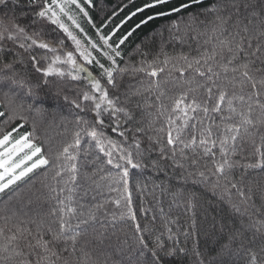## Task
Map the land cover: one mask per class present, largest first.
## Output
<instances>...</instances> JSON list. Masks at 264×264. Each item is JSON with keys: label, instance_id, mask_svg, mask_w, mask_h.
Returning <instances> with one entry per match:
<instances>
[{"label": "trees", "instance_id": "trees-1", "mask_svg": "<svg viewBox=\"0 0 264 264\" xmlns=\"http://www.w3.org/2000/svg\"><path fill=\"white\" fill-rule=\"evenodd\" d=\"M155 2L90 0L85 6L88 18L83 28L91 39L100 44L101 35L116 32L109 40L120 53L115 57L119 71H113L114 87L97 67H91L95 80L84 73L79 75L85 78L74 81L67 75L44 77L35 72L31 55L40 58L39 66L46 70L51 59L63 60L73 51V41L57 25L35 19L26 0L0 5V34L5 37L0 40V83L15 77L0 87V110L5 113L0 117V139L7 133L15 138L30 135L49 160L47 167L0 194V264H36L43 252L31 245L57 235L60 240L50 245L59 256L56 264H136L141 235L137 223L149 247L160 238L166 248L184 250L164 264H248L249 253L261 264L264 235L256 228L264 221V169L248 165L260 162L255 148L264 145V88H252V82L232 69L248 65L253 81L264 79V3L250 0V7L249 0H171L147 7ZM177 8L182 10L174 11ZM253 9L255 17L250 14ZM133 12L137 15L124 23ZM17 26L56 51L20 49V42L30 41L7 39L17 35ZM130 31L133 34L118 46ZM238 48L242 51L234 58ZM54 67L77 74L70 65ZM148 71L159 74L152 77ZM92 81H99L130 119L106 109L97 117L93 102L82 99L84 94L99 98L91 91ZM221 93L232 101L234 112L227 104L220 112L212 111ZM181 97H187L185 106L194 101L207 113L189 111L185 126L183 111L174 110ZM238 113L247 114L255 127L244 125L247 131L223 148L229 153L225 157L219 141L230 138L228 127H241ZM99 119L103 125L96 123ZM93 129L140 165L132 169L113 153V161L129 171L127 185L118 180L124 168L109 164L100 145L85 134ZM172 129L180 134L175 148L166 142ZM78 131L79 147L70 149L76 159L61 157ZM209 131L210 142L216 141L211 155L201 146L184 147ZM225 159L231 166L217 173L216 165ZM125 186L134 221L119 219L127 211ZM61 221L70 232H60Z\"/></svg>", "mask_w": 264, "mask_h": 264}, {"label": "snow or ice", "instance_id": "snow-or-ice-1", "mask_svg": "<svg viewBox=\"0 0 264 264\" xmlns=\"http://www.w3.org/2000/svg\"><path fill=\"white\" fill-rule=\"evenodd\" d=\"M10 2V0H0V5L6 4ZM27 5L34 10L35 19L38 20H47L50 21L51 24L57 25L64 33H66L76 44L77 49L81 48V43L79 40L76 39L75 36L72 35V33L68 30L67 27H65L62 23H60V18L58 15L57 10L61 14L65 13V8L71 4L75 5L79 8V4H77L76 0H63V4L58 3V0H51L49 3L48 0H26ZM171 2V0H156L155 3H149L147 7L149 8H155L159 5H167ZM197 3H203V0H196ZM262 3H264V0H261ZM236 6L235 4L233 5ZM249 6L251 7V3L249 0ZM184 7H189V5H184ZM83 11V9H80ZM182 9L177 8L174 11L179 12ZM140 12L145 11L144 8H141L139 10ZM171 13H162V15H170ZM253 17H255V10L250 13ZM87 15V13H85ZM137 13L133 12L130 16L127 17V19L124 21V23H127L130 21L134 16H136ZM69 19H72V17H69ZM149 19H152L151 17ZM143 23H148L147 20L143 21ZM139 27V25H137ZM14 31L17 34L16 36L9 35L7 36L8 40L15 41L17 39V36L21 37L22 40L30 41V43L26 44L24 42H20L17 47L20 49H23L25 52H28L30 48L35 47L38 49L47 50L48 52H55L56 49L54 47H50L45 42H37L36 38L29 37L26 35L25 30L20 27H14ZM135 31V29H133ZM116 32L112 33V36H114ZM133 34L132 31L128 32L127 35H125L122 39L118 41V46L123 45L125 41ZM38 35V34H37ZM264 35V33H262ZM112 36H108L107 38L101 37L103 40V43L106 45L108 43V40L112 38ZM5 39V37L0 34V40ZM92 48L95 49L96 45L92 44ZM242 48H238L234 52V58L236 52H241ZM112 56H107L109 60L112 61L111 68L112 70H109L108 68H104L103 65H98L102 69V75L107 78V84L115 86V81L113 79V71H119L116 69V62L114 57H119L120 53L113 48L112 49ZM80 56L83 58L84 64H94V57L91 56L87 50L81 51ZM211 58V57H210ZM186 59V58H185ZM30 60L33 63L34 70L37 73H41L44 77H64L65 75L69 76L72 80H81L82 78L86 77V74L88 72V69L84 66H81L78 64L77 60L74 58L72 53H68L66 55V58L61 60L60 57H56L55 59H51L49 61L48 67L46 70H42L39 66L41 61L40 58H38L35 54L30 56ZM195 63H200V61H196ZM58 64H65L70 65L75 72L76 75H73L72 72H63V71H57L54 67ZM7 68L11 69L13 67L12 64H9L6 66ZM151 67V66H149ZM225 71H228L229 69H224ZM140 71H144V69H140ZM164 69L161 68L160 72H163ZM198 71V74L201 76L205 75V72ZM207 71L209 73L212 72L211 68H208ZM232 71L234 72H240L241 76L247 78L250 82H252V88H257V84H259L260 87L264 88V79L259 80L258 82L253 81V77L250 75L248 65H243L242 70L233 68ZM80 73H84L85 77H81L79 75ZM149 76L156 77L159 73L157 71H148L147 73ZM15 77L10 76L7 81L0 83V87L6 86L7 84H10L14 82ZM91 91L95 94H98L99 98L97 99L96 96L92 94H84L82 99L83 101H91L94 104L95 110H96V116L99 117L101 115V109L110 110V113H123L125 117H129V114L125 112L123 109L118 108L116 105V101L109 98L108 91L105 87L101 86V83L99 81H92L91 82ZM209 92H211V89H209ZM227 94L221 93L218 96L217 103L215 107L212 109V111L220 112L221 106L224 104H227L230 109L234 112L235 109L231 108L232 101L229 99H226ZM187 99V97H181L179 101L175 105L174 110H181L184 113V116L186 117L184 120L185 126L188 124V112L189 111H203L207 113L208 109L201 108L200 105L196 104L194 101L187 106L184 105V101ZM76 108L80 109L81 105L76 104ZM82 110V109H81ZM5 113L0 110V117L4 116ZM241 119V127H228L225 131L227 133H231L230 138L220 140L219 144L221 145V154L225 157L229 155L228 152H224L223 148L229 144H234L241 131H247V128H244V125L255 127L253 124L252 119L249 118L247 114L244 113H238ZM97 124L103 125L104 121L102 119H99L96 121ZM172 121L169 122V127L171 128ZM176 133L173 135V133ZM87 136H89L92 140L96 141L97 144L100 145L99 151L102 152L106 157H108V163L111 164L115 168H124V165H129L132 169H136L140 167L138 163H135L132 159L131 153H125L123 149L118 148L117 145L112 142L108 141L107 144L104 142V138L100 133H98L95 129L88 131L85 133ZM120 136H123L124 133L120 132ZM80 136L81 133L78 131L76 133L74 142L68 147H65L62 150L61 157L69 159V160H75L76 157L71 155L70 149L78 148L80 144ZM180 141V134L179 130L172 129L167 133V144L172 146L173 148L176 147L177 143ZM192 146H201L204 148V154L211 155L212 154V148L216 147V141L210 142V131L207 136L202 135L199 140L195 137L192 138V140L189 142V144L184 145V147H192ZM137 148H139V145H137ZM107 149V150H106ZM114 152H118L121 155V159L124 161V165L120 164L119 162H114L111 158L113 156ZM256 154L260 157V162L256 164H249V168H262L264 169V145L256 147L255 148ZM42 149L41 147L35 145L31 142L30 135H23L18 136L16 139L13 140L12 133L3 134V138L0 139V194H3L6 192V190L11 189L14 185H16L18 182H21L25 180L31 173H33L35 170L47 167L49 165V160L44 158L42 155ZM36 157H39V159H34ZM61 157H56V159H59ZM31 162V163H30ZM231 165H228L227 159H225V162L223 164L218 163L216 165V172L220 174H224L226 167H230ZM73 172L76 171V168L73 167L71 169ZM129 176V171L127 168H124V170L119 174L118 180L119 182H122L124 185H127V178ZM114 180L116 178H113ZM235 187V185H233ZM241 196H243V193H240ZM124 201L127 205V211L119 217V219H128V220H135V212L131 209V194L128 191V188L125 186L124 188ZM116 206L120 207L121 202L119 200L115 201ZM135 229L138 233H141L139 236V247L140 251L137 257L135 258L136 264H164V261L166 258H174L178 253L184 252L183 249H177L175 247L166 248L165 244L161 241L160 238H157L154 242H152V246L149 247L148 241L143 236V230L141 229V226L137 223L135 224ZM223 231V229H220ZM70 228L66 226V222L61 221L60 225V232H70ZM257 232H260L262 235H264V221L261 222L260 226L256 228ZM0 235H2V232H0ZM61 238L60 235L54 236L52 241H44L43 239H36L35 244L31 245V247L41 249L43 252V255L41 256L40 260L36 261V264H56V260L59 259L58 254L50 247L51 244L59 241ZM237 238L235 235L232 237V239ZM12 240H15L16 237H11ZM150 239V238H149ZM169 239H172L171 236H169ZM74 243V241H73ZM229 245H225V249H227ZM7 251V249H5ZM261 253H264V247L261 248ZM17 256H20L21 253H16ZM147 257V259H145ZM55 258V259H53ZM261 264H264V255L260 256ZM25 264H27V261H25ZM248 264H257V255L254 253L248 254Z\"/></svg>", "mask_w": 264, "mask_h": 264}, {"label": "rangeland", "instance_id": "rangeland-1", "mask_svg": "<svg viewBox=\"0 0 264 264\" xmlns=\"http://www.w3.org/2000/svg\"><path fill=\"white\" fill-rule=\"evenodd\" d=\"M48 2L50 3L51 0H49ZM76 2L77 4H79V8L76 7L75 5L69 4L65 8L66 14H61L59 13L58 10L57 12L60 18V23H62L65 27H67L68 30L72 33V35L75 36L76 39L79 40L81 43V48L77 49L75 42L70 38L74 44V49L71 53L73 54L74 58L77 60L78 64L88 69V72L86 75L88 77H91L92 80H95V77H93L92 72H91V67L100 68L98 65L104 64L105 65L104 68H108L109 70H112L111 68L112 61L109 60L107 56L113 55L112 53L113 47L109 40L106 45L103 43V40L101 39V37H104V36L102 35L100 36V44L96 43L93 39H91L89 34L83 28V23L86 22L85 19L88 18V14L85 15V13H87L85 6L86 4L90 3V0H76ZM58 3L63 4V0H58ZM80 9H83V11H81ZM69 17H72V19H69ZM104 38H107V37H104ZM92 44L96 45L95 49L92 48ZM85 50H87V52H89L91 56L94 57V64H88V65L84 64L83 58L80 56V52L85 51ZM100 70H101L100 75H102L101 74L102 69L100 68ZM103 77L106 78L105 76ZM12 138L13 140L16 139L13 135H12ZM105 144H107V142H105ZM34 159H39V157H36Z\"/></svg>", "mask_w": 264, "mask_h": 264}]
</instances>
